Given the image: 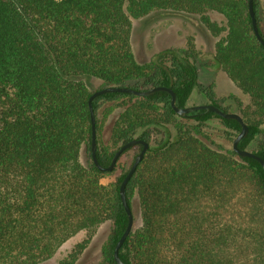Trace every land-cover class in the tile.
<instances>
[{
  "label": "trees",
  "instance_id": "obj_1",
  "mask_svg": "<svg viewBox=\"0 0 264 264\" xmlns=\"http://www.w3.org/2000/svg\"><path fill=\"white\" fill-rule=\"evenodd\" d=\"M252 4L264 39V0ZM153 11L197 17L217 38L214 62L250 99L251 112L239 113L248 133L238 147L264 160V47L248 0H0V264H44L84 233L59 263L76 264L106 223L96 264H116L113 251L128 222L119 187L128 169L110 184L101 179L131 153L132 164L142 145L124 151L112 172L99 171L88 99L107 86H164L184 108L198 87L192 42L137 62L132 19ZM209 13L221 15L224 27ZM91 106L100 166L130 140L148 144L125 189L139 224L119 249L124 264H264L262 166L212 146L203 131L218 120L232 143L235 120L206 110L180 116L162 91L105 93Z\"/></svg>",
  "mask_w": 264,
  "mask_h": 264
},
{
  "label": "rangeland",
  "instance_id": "obj_2",
  "mask_svg": "<svg viewBox=\"0 0 264 264\" xmlns=\"http://www.w3.org/2000/svg\"><path fill=\"white\" fill-rule=\"evenodd\" d=\"M212 20H216L221 27H224L223 17L216 13H209ZM133 35L132 50L139 64H148L154 57L166 49H187L189 43L194 44L195 65L198 72V87L194 89L186 102V106L209 104L215 102L221 108L235 113H250V99L241 92L224 74L214 62V44L217 38H213L197 17L186 16L168 11H153L149 15L132 19ZM91 90L97 88L96 83L88 84ZM110 115L105 123L108 128ZM251 120L249 116L246 121ZM262 133L259 140L264 141V124L261 126ZM208 134L212 146L224 150L231 149V142L223 133L224 128L220 121L215 120L203 127ZM255 143L249 146L254 149ZM132 153L122 158L117 169L101 179L103 184H110L131 165ZM84 162V158H82ZM138 220L134 221V227L138 226ZM110 224L106 223L98 228L90 247L79 258L76 264H96L102 260V249L106 242ZM85 238L84 233H79L69 239L51 258L44 264H59L73 249L75 244Z\"/></svg>",
  "mask_w": 264,
  "mask_h": 264
},
{
  "label": "water",
  "instance_id": "obj_3",
  "mask_svg": "<svg viewBox=\"0 0 264 264\" xmlns=\"http://www.w3.org/2000/svg\"><path fill=\"white\" fill-rule=\"evenodd\" d=\"M252 3H253V0H248V12H249L251 22H252L253 33H254L257 41L264 47V39L259 35ZM160 91L166 92L170 95V106L173 109V111L180 116H186L187 114L192 113L194 111H198V110H206V111L214 112L222 118L235 120L240 125V131L236 135L234 140L232 141L231 148H232L233 152L236 153L239 157L252 158V159H255L256 161H258L260 163V165L262 166V170H263V174H264V160L261 157H259L258 155L252 153L251 151H249L247 149H240L238 147L239 142L244 137H246V135L248 133V126L244 122L243 118L238 113L222 111L220 108L216 107L215 105H213L211 103L194 105V106H186L184 108H179L176 105L175 93L170 88H167L164 86H154V87L144 89V90L133 89V88L126 87V86H107V87H103V88H100V89L93 91L91 93L89 99H88V108L90 111V119H91V157H92V162H93L94 166L101 172H112L115 165H116L117 160L119 159V157L121 156V154L124 151H126L127 149H129L130 147H132L134 145H137V144L142 145L141 150L135 156L131 166L129 167V169H128V171H127L125 177L123 178V180L120 184V187H119L120 199H121L124 211L127 214L128 222H127V225H126L124 232L122 233L120 239L116 243L114 251H113V258H114L116 264H124L120 260L118 252H119V249L121 248L123 242L125 241L126 237L132 232L133 227H134L133 214H132L131 208L129 207V205L127 203L126 195H125L126 185H127L128 181L130 180V178L135 173L138 165L142 161L143 156H144V154L148 148V144L145 141L139 140V139L130 140V141L122 144L119 147V149L114 153V155L110 161V164L107 167L100 166L98 161H97V158H96L95 118H94L91 102L95 97L100 96V95L105 94V93H126V94H131V95L136 96V97H147V96L153 95L154 93L160 92Z\"/></svg>",
  "mask_w": 264,
  "mask_h": 264
}]
</instances>
